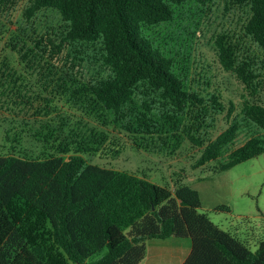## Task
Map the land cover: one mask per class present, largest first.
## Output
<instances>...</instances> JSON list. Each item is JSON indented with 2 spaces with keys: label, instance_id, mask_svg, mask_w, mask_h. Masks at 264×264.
Segmentation results:
<instances>
[{
  "label": "trees",
  "instance_id": "1",
  "mask_svg": "<svg viewBox=\"0 0 264 264\" xmlns=\"http://www.w3.org/2000/svg\"><path fill=\"white\" fill-rule=\"evenodd\" d=\"M12 2L0 0L6 16ZM213 2L29 0L23 16L31 33L25 31L27 27L13 33L12 46L26 72L44 69L42 78L56 82L103 123L111 116L114 122L128 125L129 131L147 133L150 136L143 138L153 140L162 118L172 128L167 133L172 150L188 140L202 150L195 167L215 163V171H225L264 154V104L255 101L264 89V57L242 47L235 35L226 31L216 35L219 62L249 95L236 113V104L230 101L226 106L219 90L193 85L190 47L159 31L174 25L178 13L192 3L204 10ZM226 4L248 10L242 31L264 51V0H227ZM43 10L55 11L60 21L38 31L35 18ZM65 51L71 63L98 65L105 73L92 80L79 78L70 72L74 67L57 64ZM55 75L60 76L57 81ZM22 81L17 69L3 61L0 107L15 113L17 105L22 111L33 106L30 99L35 95ZM40 98L46 101L36 112L44 110L48 115L51 100ZM224 113L228 126L210 137L209 129ZM49 125L46 122L35 132L40 142L54 139L53 146H44L38 156L30 149L17 155L20 134L17 130L12 134L14 126L7 131L6 141L15 153L0 155V264H140L149 240L169 237L191 240L183 264H264V240L253 251L220 227L199 211L201 199L193 187L178 182L171 188L91 163L84 154L98 152L100 141L90 143L82 137L56 145L58 128ZM59 127L64 130L65 123ZM143 138H136L142 147ZM159 139L164 141L162 136ZM14 205L32 212L33 225L26 228L16 220ZM217 209L229 210V206Z\"/></svg>",
  "mask_w": 264,
  "mask_h": 264
},
{
  "label": "rangeland",
  "instance_id": "2",
  "mask_svg": "<svg viewBox=\"0 0 264 264\" xmlns=\"http://www.w3.org/2000/svg\"><path fill=\"white\" fill-rule=\"evenodd\" d=\"M226 1L214 0L210 8L204 10L192 3L178 13L174 25L169 26L168 29L162 26L159 31L165 35L161 36L167 39L173 38L175 43L190 47L194 56L193 85L219 90L223 95V103L229 106L230 101H233L237 113L242 108L244 99L249 95L236 75L226 71L219 62L215 37L218 33L226 31L235 35L242 47L262 58L264 51L259 49L250 38L245 37L242 31L248 19V10L228 6ZM28 4L29 0H13L7 16L5 11H0L1 24L5 23V26L0 24V65L3 61L9 62L17 69V73L22 75V82L27 83L29 91L35 95V98L30 99L33 108L30 107L28 111H22L18 105L13 107L15 113L13 110L0 107V155L15 153L12 144L6 141V134L11 126L15 128L12 134L16 130L20 134V142L15 144L17 155L23 150L30 149L31 154L38 156L44 146L49 148L53 146L54 139L49 143L37 140L35 132L46 122L50 123V128H58L54 135V138L59 136L56 145L63 139L72 141V138L82 139V137H87L85 139L90 143L100 141L98 152L84 154L89 162L135 173L160 185L168 184L171 188H174L178 182L193 187L200 195L199 211L207 213L212 221L236 235L256 251L259 243L264 240V154L225 171H215V163L210 164L209 167L197 168L195 164L202 150L188 140H185L177 150H172L171 145L169 146L171 140L167 136L172 128L166 124L167 122H163L162 118H160L162 124L160 122L158 125L159 134L153 140L143 138L150 136L147 133L140 131L135 134L129 131L128 125L126 128L124 124L114 122L111 116H108L107 123H103L97 119L94 112L91 113L80 102L68 97L63 92L64 89L56 86V82L42 78L41 72L44 69L32 74L26 72L20 54L12 46L14 42L12 35L20 34L25 27H27L25 31L31 33L23 16ZM35 20L38 31H43L51 24L60 21L59 15L53 10L41 11ZM70 60V55L65 51L62 59L56 62L63 68L65 65H70L68 68L74 67L70 72H74L84 80H92L105 73L98 65L74 64ZM46 73L47 71L43 74ZM54 78L57 81L60 76L55 75ZM206 80L209 84L205 82ZM41 96L49 99L48 101L51 100L49 102L51 112L48 115L44 110L36 112V107L43 106L46 101L40 98ZM255 101L264 104V89ZM217 117L214 127L209 129L210 137L217 136L228 126L225 113ZM24 122L30 125L27 126ZM60 122L65 123L64 130L60 129ZM159 136H162L164 141L159 139ZM139 137L143 138L139 144L143 147L148 146L147 148L137 144L136 138ZM114 149L120 152L115 153ZM64 156L68 158L67 154ZM220 205L229 206V210L217 209ZM12 212L16 220L26 228L33 225L30 217L32 212L29 209L14 205ZM180 239L191 243L188 238L180 237Z\"/></svg>",
  "mask_w": 264,
  "mask_h": 264
},
{
  "label": "crops",
  "instance_id": "3",
  "mask_svg": "<svg viewBox=\"0 0 264 264\" xmlns=\"http://www.w3.org/2000/svg\"><path fill=\"white\" fill-rule=\"evenodd\" d=\"M147 244V256L140 264H183L191 250V243L177 237L151 239Z\"/></svg>",
  "mask_w": 264,
  "mask_h": 264
}]
</instances>
